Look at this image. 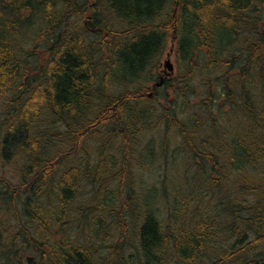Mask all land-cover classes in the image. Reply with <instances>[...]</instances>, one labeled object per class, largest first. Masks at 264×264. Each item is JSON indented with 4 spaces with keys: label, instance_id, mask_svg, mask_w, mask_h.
Returning a JSON list of instances; mask_svg holds the SVG:
<instances>
[{
    "label": "trees",
    "instance_id": "1",
    "mask_svg": "<svg viewBox=\"0 0 264 264\" xmlns=\"http://www.w3.org/2000/svg\"><path fill=\"white\" fill-rule=\"evenodd\" d=\"M169 1L0 0V264H264V0Z\"/></svg>",
    "mask_w": 264,
    "mask_h": 264
},
{
    "label": "rangeland",
    "instance_id": "2",
    "mask_svg": "<svg viewBox=\"0 0 264 264\" xmlns=\"http://www.w3.org/2000/svg\"><path fill=\"white\" fill-rule=\"evenodd\" d=\"M80 1H82V0H80ZM174 8H175L174 0H170L168 3V6L166 8L165 14L167 12H172L174 10ZM37 31H38V29H37ZM176 42H177V40H175V38H173V36H171L169 41H168L167 49L164 52V55L162 56L161 61L159 63V68L156 71V75H158L160 78L162 77L164 79L165 77H169L168 74L164 72L165 70H168L164 64H165V61L169 58L171 59V62L174 65V72H172V73L168 72V73L170 76H172L176 72V61H175V53H174ZM3 102H4V99H0V115H1L2 110H3ZM3 165H4L3 161L0 159V175L17 182L19 179V174H18L19 165L17 163H13V164L9 163V164H6L4 166ZM178 165H180L179 162H178ZM137 166H138L137 162H135L134 170L137 174L136 178H139V176H145L147 178L148 169L140 170L139 171L140 174H139ZM175 167H177L176 170L179 169V167L177 165H175ZM154 169H157L159 171V173H160L159 175H165V174L167 175V167L163 168L160 164H157V165H155ZM168 169H169V171H168L169 174L172 175V173H176V171L173 169V167H170ZM178 173H181V171L178 170ZM169 174H168V176H169ZM181 178H182V176L180 175L179 179H181ZM157 184L160 186L161 182H157Z\"/></svg>",
    "mask_w": 264,
    "mask_h": 264
},
{
    "label": "water",
    "instance_id": "3",
    "mask_svg": "<svg viewBox=\"0 0 264 264\" xmlns=\"http://www.w3.org/2000/svg\"><path fill=\"white\" fill-rule=\"evenodd\" d=\"M165 67L168 69V70H165V72L167 73V74H169V73H172V72H174V65H173V63L171 62V59L169 58V59H167L166 61H165ZM169 72V73H168ZM160 85V84H159Z\"/></svg>",
    "mask_w": 264,
    "mask_h": 264
},
{
    "label": "flooded vegetation",
    "instance_id": "4",
    "mask_svg": "<svg viewBox=\"0 0 264 264\" xmlns=\"http://www.w3.org/2000/svg\"><path fill=\"white\" fill-rule=\"evenodd\" d=\"M257 4H258V2H257L256 5H255L256 7L254 8V10H256V11L258 10L259 7H262V6H258ZM161 78H162V77H161Z\"/></svg>",
    "mask_w": 264,
    "mask_h": 264
}]
</instances>
